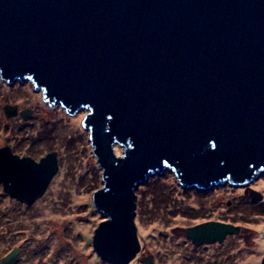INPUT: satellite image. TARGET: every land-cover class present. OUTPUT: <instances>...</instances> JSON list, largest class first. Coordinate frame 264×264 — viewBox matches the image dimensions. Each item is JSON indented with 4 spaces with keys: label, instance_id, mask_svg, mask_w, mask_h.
I'll return each instance as SVG.
<instances>
[{
    "label": "water",
    "instance_id": "water-1",
    "mask_svg": "<svg viewBox=\"0 0 264 264\" xmlns=\"http://www.w3.org/2000/svg\"><path fill=\"white\" fill-rule=\"evenodd\" d=\"M0 78L86 109L103 180L92 204L106 217L92 244L110 264L142 246L138 184L151 173L170 167L201 189L264 172V0H0ZM57 169L55 151L35 160L0 147V184L19 202L41 197ZM238 229L203 221L185 236L208 244Z\"/></svg>",
    "mask_w": 264,
    "mask_h": 264
},
{
    "label": "rangeland",
    "instance_id": "rangeland-1",
    "mask_svg": "<svg viewBox=\"0 0 264 264\" xmlns=\"http://www.w3.org/2000/svg\"><path fill=\"white\" fill-rule=\"evenodd\" d=\"M5 103L26 118L6 116ZM86 109L68 113L49 104L30 80L0 78V147L35 160L55 151L58 169L30 204L9 197L0 184V258L19 249L12 264H110L93 248V232L106 219L92 204L102 169L83 124ZM142 246L128 264L151 255L156 264H260L264 256V172L247 183L225 180L213 188L179 184L172 168L138 184ZM260 195V198H256ZM221 221L238 227L222 242L192 245L185 228ZM210 219V220H209ZM138 253V252H137Z\"/></svg>",
    "mask_w": 264,
    "mask_h": 264
},
{
    "label": "flooded vegetation",
    "instance_id": "flooded-vegetation-1",
    "mask_svg": "<svg viewBox=\"0 0 264 264\" xmlns=\"http://www.w3.org/2000/svg\"><path fill=\"white\" fill-rule=\"evenodd\" d=\"M195 188H196V187H195ZM196 189H200V188H196ZM209 220H210V219H209ZM203 221H206V220L204 219V220L199 221V222H196V223H201V222H203ZM196 223H194V224H196ZM194 224H192V225H194ZM189 226H191V225H189ZM187 227H188V226H187ZM187 241H188L190 244L193 245V243L191 242V240H190L189 238L187 239ZM199 245L201 246V245H205V244H204V243H201V244H199ZM18 250H19V249H18ZM140 252H141V246H140V250H139V252H138L137 254H139ZM7 253H8V252H7ZM7 253H5V254H7ZM18 254H19V253H18ZM137 254H136V256H137ZM3 256H4V255H3ZM3 256H2V257H3ZM147 256H151V255H147ZM147 256H146V257H147ZM2 257H1V258H2ZM152 257H153V256H152ZM1 258H0V259H1ZM142 259H143V258H142ZM142 259H140V261H142ZM17 260H18V256H17L16 261H17ZM153 260H154V258H153ZM16 261H15V262H16ZM154 262H155V261H154ZM140 264H142V262H141ZM155 264H156V262H155Z\"/></svg>",
    "mask_w": 264,
    "mask_h": 264
}]
</instances>
